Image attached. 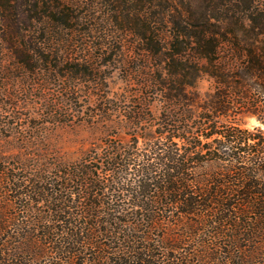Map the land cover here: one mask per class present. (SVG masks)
<instances>
[{"label":"trees","instance_id":"obj_1","mask_svg":"<svg viewBox=\"0 0 264 264\" xmlns=\"http://www.w3.org/2000/svg\"><path fill=\"white\" fill-rule=\"evenodd\" d=\"M107 2L147 56L138 83L151 92L118 121L90 115L97 132L128 128L131 140L73 158L15 79L60 61L53 40L79 34V15L62 0H0V264H264V129L222 121L264 103V0ZM89 61L66 70L92 75ZM206 77L217 89L200 106ZM69 92L42 94L41 107L65 115L81 99Z\"/></svg>","mask_w":264,"mask_h":264},{"label":"rangeland","instance_id":"obj_2","mask_svg":"<svg viewBox=\"0 0 264 264\" xmlns=\"http://www.w3.org/2000/svg\"><path fill=\"white\" fill-rule=\"evenodd\" d=\"M107 1L62 0L64 4L73 6L75 13L79 15L77 26L80 33L66 34L69 37L68 41L62 37L53 40L54 45L61 50L60 61L47 63L41 59L37 64V68L41 70L28 78L26 86L23 85L22 79H15V88L19 89L21 95L24 94L23 96L31 104L36 103L33 109L40 114L35 120L37 123L43 120L60 123L58 128L53 129L52 138L59 145L60 152L67 157H81L96 143H105L115 135L124 140H131L132 135L128 128L119 133H116L117 129L114 128H109L105 132H97L89 122L90 115L95 114L104 125L110 123V120L118 121L135 107V97L138 92H151L150 88H144L138 83L151 75V69L144 67L147 56L140 50L138 39L124 30L126 24L121 19L122 15L117 12L113 4ZM132 1L135 3L137 0ZM43 25L40 21L31 25L37 30L36 37H39ZM111 52H114L112 57H110ZM85 59H89L92 63V75H77L73 70H66L70 62L83 63ZM11 64L13 65L12 62ZM19 74V71H15L12 77L16 78L15 76ZM128 78L131 80L129 81ZM73 84H76L80 90V102L75 106L69 103V111L63 116L48 115L46 108L41 107L44 101L41 95H46L48 102L60 95L71 98L69 90ZM27 89H30L31 93H27ZM216 89L217 84L213 79L204 78L200 84L203 95L199 102L200 106L204 105L206 97L214 93ZM108 91L112 96L120 98L112 104V107L105 103L101 107L99 103L89 106L88 96L96 99ZM96 106L97 108L93 109ZM105 108L109 109L104 111ZM263 108L264 103L255 113L244 108L237 116L233 113L228 116L222 115V121L238 124L243 128L264 129L258 122L264 120L262 118ZM72 109H74L73 112ZM152 110L154 116L161 115L162 106L158 100L153 103ZM249 119H255L257 123L251 124ZM50 126L54 127V124L50 122Z\"/></svg>","mask_w":264,"mask_h":264},{"label":"water","instance_id":"obj_3","mask_svg":"<svg viewBox=\"0 0 264 264\" xmlns=\"http://www.w3.org/2000/svg\"><path fill=\"white\" fill-rule=\"evenodd\" d=\"M258 122H259L260 126L264 127V120H260Z\"/></svg>","mask_w":264,"mask_h":264},{"label":"bare ground","instance_id":"obj_4","mask_svg":"<svg viewBox=\"0 0 264 264\" xmlns=\"http://www.w3.org/2000/svg\"><path fill=\"white\" fill-rule=\"evenodd\" d=\"M249 120H250V119H249ZM250 122H251V124H252V123H253V124L257 123V121H256L255 119H251Z\"/></svg>","mask_w":264,"mask_h":264}]
</instances>
